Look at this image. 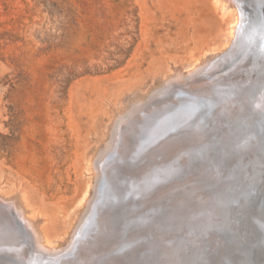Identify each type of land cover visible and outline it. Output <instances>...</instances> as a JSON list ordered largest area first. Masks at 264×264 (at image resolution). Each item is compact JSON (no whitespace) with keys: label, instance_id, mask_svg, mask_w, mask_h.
<instances>
[{"label":"rangeland","instance_id":"374dc122","mask_svg":"<svg viewBox=\"0 0 264 264\" xmlns=\"http://www.w3.org/2000/svg\"><path fill=\"white\" fill-rule=\"evenodd\" d=\"M226 21L212 0H0V193L25 192L68 245L119 117L187 77L194 58L209 63Z\"/></svg>","mask_w":264,"mask_h":264},{"label":"bare ground","instance_id":"6f19581e","mask_svg":"<svg viewBox=\"0 0 264 264\" xmlns=\"http://www.w3.org/2000/svg\"><path fill=\"white\" fill-rule=\"evenodd\" d=\"M212 2L213 5L218 9L220 16L222 18L229 17V22L226 21V23L228 22L225 32L226 34L225 35L223 34L224 38L222 37L223 41L221 42V44L218 45L216 48L212 49V51L209 50L212 52L213 55L210 62L219 55H221L226 49L229 48L230 44L238 34L237 33L238 27L242 19L241 18L242 13L238 1L212 0ZM209 53L207 52V54ZM204 56L202 54L199 57H196L192 60L191 63L193 64L191 65L190 68L186 70L188 71V73L190 72V74L187 77L183 74L177 73L178 74L177 80L171 82L169 81L166 84V86L164 85L163 87L166 88L168 85L170 86L174 82L183 83V81L188 77L195 76L199 74L200 71H203L205 69L204 67L208 64L205 63L206 61L203 62V64L201 63V59ZM254 69L258 70L255 67ZM173 76L174 75H172V77ZM169 77L170 76L168 77L166 76V78ZM226 80H227L226 78H221L220 80H218V82L221 83ZM243 82L231 83V85L235 87L236 85L239 86V84H242ZM248 82L249 81H246V84ZM253 82H255V80ZM162 83L160 85H162ZM254 86H257L256 94L254 95V97L256 96L255 97L256 99L264 103V83L255 84ZM221 89L224 88H222L220 85H216L211 87L210 90H212L213 93L215 91L218 92ZM160 92L161 91L158 90V94ZM200 92L203 95L207 93L204 90H201ZM161 94L162 93H160L159 95ZM159 95H156L153 98L154 99L153 101L151 100V97H153V95H151L147 100H145L144 98L145 101L143 100L141 101L139 99L141 102L139 103L136 102V104L130 110H128L124 116L121 115L124 113L120 114L122 117L121 118L119 117L118 119L116 130L114 131L112 136L111 144L107 146L105 149H103V147L101 146V149L103 150L99 154L96 161V166H97L96 168L98 169L99 174L96 179L97 181L95 184V188L94 187L92 188L91 180L89 179L88 187L83 193L80 200V204L77 207L80 209V207H84L87 205V210L83 214V217H81L82 218L81 223L77 227V230L73 234V236H72V232L75 228V224L77 223L75 224L73 223L74 219L72 220L73 222L72 221L69 222L70 224L73 223V225L71 224L72 225L70 228L71 233H69L68 236L70 240L69 239L67 240V243L69 242L68 245L63 246L61 243L62 240L65 239L66 237L65 235L68 234V232L66 231H65L66 233L62 232L63 234L62 236H60V239L58 237L55 238L53 236L54 239L58 240V242H56V240L54 239H51V235H52L51 233L53 232L51 228L52 229L54 228L52 225L53 222L51 223L52 226H50V223L48 224L47 222H45V219L49 217L46 214H44L43 211L42 214L40 210L37 211L34 208V206L36 205L33 206L30 197L28 198L27 195H25V192H22L21 194L14 193L12 197L13 200L11 201L5 198L7 193L6 194L0 193V264H24L23 262H20L22 261V259L26 260L28 263L33 262L40 264L59 263L57 261L60 262L66 261L64 262V264L66 263L67 264L69 263L71 264H151L152 262H154V264H159L164 260L166 261L168 257H174L173 259H180L181 257L184 256V254L174 255V251H169L174 247L171 248L166 246L165 244L174 241V238L179 236H180L179 238L180 240L186 241V239L188 238L187 235H189L191 231H194L195 227L193 228L192 224H184L181 227H178L177 224H181V223L183 224V222H185L188 219L190 221V218H188V216H185V218L181 220V218L176 217L177 215V212L175 211V209L177 208L176 205L164 207L163 203H165L169 197L176 196L179 193L191 192L192 189H194V186L196 185H198V189L203 190L206 186L203 184L204 182H206L207 180L218 178V171L216 169L217 166L219 167L220 162H222L223 159L217 157L216 155L212 156V153L214 152V150L212 151V149L215 148L214 144L218 143L216 138L214 139V141H212L213 139H209L208 141H206L204 143L205 145L204 148H201L200 151L196 150V147H190V145L196 141L195 140L197 139L196 136L197 135L199 136L201 134V131H204L203 134L205 135L207 134V137L211 136L214 138V135L219 136L220 133L224 131L226 132L230 128L229 125H231V122L230 124L224 121L221 123V120L218 118L214 125H213L214 123L213 121L205 122L202 125L201 129H198V127H200V125H198L200 120L199 118L200 115L198 116V120L195 122V125L196 124L197 125L192 126L191 128L189 126L190 124L193 125L194 122L191 123L192 121H190V123L189 122L186 123L184 126H183V122L181 123L179 121L162 122L160 125H157L152 132V143L146 142L145 144V146L149 145L147 149L151 147L152 148L149 149V152L146 151L144 152V147H140L141 146L140 142H137V140L136 141L131 140L132 134H130L129 131L130 129H132L133 126H135L134 124L137 123V126L141 125V121L147 119L151 111L153 110L157 111L159 108H161V106L163 105L161 103L164 100L162 98H159ZM245 97H248V99L245 101L247 106L245 108H242L241 106L237 105L235 109L237 110L242 109V110L238 112L237 110L233 111L234 116L236 119L247 118V121L244 122L246 126L247 124L251 125L253 123H257V126H250V129L247 132L250 134L253 132V130H256L257 134H261V132H259L260 130L258 127L262 125L264 122V109H259L254 107L253 105H248L250 104L252 99H250V95H245ZM150 100L151 103L149 104ZM173 101L174 103L181 102L178 100H173ZM204 104L206 105L207 103ZM129 106L127 107L128 109L130 108ZM190 108L185 109L181 115V117H183V120L186 122L197 118L196 115H193V112L191 111L197 107L193 105ZM200 108H205V107L200 106ZM202 111L206 113L208 110L206 112L205 109ZM220 115L221 114H217L216 117L218 116L220 118L224 117ZM211 124H212V128L214 127V130H212V128L209 127V125ZM181 129H183L182 132L178 134V131ZM174 130L175 132H173ZM198 130H200V132ZM241 136H242L241 134L240 135L235 134L233 137L232 136L228 137L229 141H235L232 142L234 143L232 147H235L236 149L241 147L240 142L243 140L242 139L243 136L242 137ZM117 137L120 138V140H118ZM115 139H117L122 146L120 147L117 146L119 142L115 141ZM198 139L200 138L198 137ZM249 139L250 138H248V140ZM138 140H140V138H138ZM132 141H134V143H132V148H130L127 145H129ZM244 142H246V144L244 145L246 152L249 151L254 152L253 150L257 148V144L254 145L252 141L247 142L246 140H244ZM109 147H110L109 151L112 149L111 150L112 152L109 155H105L106 153L105 151ZM104 155L106 157H104ZM151 157H152V162L156 161L155 164L152 165V168L143 171V173L139 175V173L141 172L139 171L141 167L140 166L141 161L149 162ZM236 157L237 156H235V159ZM181 158L183 159L182 162L180 163L179 160ZM117 159L122 162L120 163L121 170L118 171L117 169L116 177H115L116 180L115 182L114 180L112 182V180L106 178L105 173H108L109 169L113 165L119 163ZM146 166L147 165L144 164L142 167L145 168ZM91 170H92V165H91V160H89L90 176L93 171ZM101 177L104 178L106 181L101 183ZM134 177L139 178V180L133 181ZM124 179L130 180L127 184H129V188L132 196V198L129 199L128 201V202H132L128 204L131 207L128 208L127 211L121 212L119 216L114 217L112 216L113 209L115 207L117 208L118 205L117 204L108 205L107 201L105 202V200L104 201L97 200L98 201L96 202L98 205V207L96 206L98 208V211L96 212L97 226L91 227L88 230V232L85 233L86 236L85 239L84 234L81 232L83 230L82 227L83 225H85L84 223H88L90 225L91 221H93L91 215L95 213V210H93V204L95 200L101 197L103 198L104 197L103 195H105V193L108 191L110 192L113 189L117 191L123 188L122 185L124 184L125 181ZM167 183L168 185L166 186V188L169 189V191L161 195V193L159 192L165 190L164 186ZM107 184H109L110 186L106 189ZM148 188H152L151 199L149 201H147V199L145 200L140 199L139 201V198L141 197V192ZM91 189L94 190V195L91 200H88ZM99 192H101L100 195H98ZM102 192H104V194H102ZM124 193H127L126 190L124 191ZM97 196L99 197L97 198ZM186 197L187 196L182 197L181 199L178 200H174V202L175 203L180 202L181 200L186 199ZM79 209L78 211H80ZM130 211H133L135 213L134 215L127 217V214ZM157 214L160 215L162 214V215L157 218L156 216ZM146 215H148L149 218H146ZM49 220L51 222V219ZM147 220H151L150 221V223H152L151 227H148L150 224H148V222L146 223ZM174 220H179V221H174ZM203 220L205 221V219L203 218L201 219V223H200V225L202 226H198V228L201 229L203 228L204 225ZM39 221H41L40 224ZM253 221H256V219L253 218ZM257 223H258L257 229H259V231L263 230L264 229L263 221L259 220V222ZM68 225L67 228L69 229L70 225L69 226ZM135 228H137L138 231L132 232V230H134ZM56 229L55 228L53 229L54 233L58 231V229L57 231ZM201 229L199 230V232L202 231ZM64 230H66V228H64ZM125 232H132V233L125 235ZM196 232L190 234L191 237L194 236L197 238L195 239V241L191 242V245L194 244L203 245L202 242L200 241L203 237H201ZM151 235L152 238H157L156 235H158L159 238L162 239L160 241L161 244H160L159 252L156 255V257L152 258V260L150 256L147 257L146 255L147 253L145 254L146 246H149V244L153 243ZM75 236L77 237V239L75 238ZM89 236L90 239L87 238ZM80 239L81 240L85 239V240H83V242L81 243ZM52 240H54V242H52ZM258 240H260V242L263 241L261 238H259ZM79 242L80 245L78 244L79 246L77 247V243ZM182 244L183 243L177 244L178 247L176 248H179L180 245ZM127 246L134 247L135 251H133L132 254H128L125 256L119 255L123 252L122 250L124 251L126 250L123 248H126ZM95 249L97 250L96 252H94ZM189 249L191 251L190 253L195 256V259H199V260L202 259L201 258L202 255L198 252V250H195V248L192 247H190ZM76 250L77 252H75ZM118 250L120 251L119 254L117 253ZM230 251H231L230 246L225 247L223 249V253L226 254L227 252L230 253ZM62 252H64L65 254L62 255L61 254ZM242 252L243 251L239 249L238 253L232 252V254L229 255L234 254L233 259H236L238 254L240 255ZM55 255H57L56 258H51L52 256L55 257ZM72 257H74L75 259H73ZM70 258H72V260H70ZM63 259L65 260L63 261ZM175 263L177 264V262ZM205 264L208 263L205 262Z\"/></svg>","mask_w":264,"mask_h":264},{"label":"water","instance_id":"95a60500","mask_svg":"<svg viewBox=\"0 0 264 264\" xmlns=\"http://www.w3.org/2000/svg\"><path fill=\"white\" fill-rule=\"evenodd\" d=\"M235 1L239 3L242 19L238 27V34L229 48L209 62L204 67L205 69L200 71L199 74L188 77L183 83L174 82L172 85L162 88L160 90V93H162L161 95H159L160 93L153 95L151 100L153 101V98L159 95V98L164 100L161 103L163 105L157 111H151L147 119L141 121V125L138 126L139 128L137 127L131 136V138H134L133 140L140 142V147H144V152H149V149L152 147L147 149L149 145L145 146V144L146 142L152 143V132L156 126L160 125L162 122L179 121L181 123L183 122L184 126L186 123L192 121L191 123H194L193 125L190 124L189 127L191 128L197 125H195V122L198 120L199 115L201 117L199 116L200 120L198 125H200V127H198V129H201L205 122L213 121L214 125L218 118L221 120V123L224 121L230 124L231 122V125H229L230 128L226 132L220 133L219 136L214 135V138L211 136L207 137V134L205 135L203 134L204 131H201V134L196 136V141L190 145V147H196V150L200 151L201 148H204V143L206 141L209 139H213L212 141H214L216 138L218 143L214 144L215 148L212 149V151L214 150L212 156L216 155L223 159L216 169L218 171V178L204 182L203 184L206 186L203 190L198 189V185H196L191 192L179 193L176 196L169 197L166 202L163 203L164 207L176 205V217L181 218V220H183L185 216L190 218V221L188 219L183 222V224H177V226L181 227L184 224H192L193 228L195 227L194 231H198L196 233L203 237L200 240L203 245H191V242L197 239L194 236H192L193 238L190 236V234L195 233L194 231H191V233L187 235L188 238L186 241L180 240L179 235V237L174 236V241L165 245L171 248L174 247L169 250L174 251V255L184 254V256L180 259L168 257L166 259L167 262L164 260L159 264H176L175 262H177V264H205V262L208 264H264V229L260 231L257 229V222H259V220L263 221L264 224V122L258 127L261 134H257L256 130H253V132L249 134L247 131H249L250 126H257V123L251 125L247 124L246 126L244 122L247 121V118L236 119L233 113V111L237 110L235 109L237 105L242 108L247 106L245 101L248 97H245V95H250V99H252L248 105L264 109V103L256 99V96L254 97L257 90V86L254 85L264 83V0ZM254 67L258 70L254 69ZM221 78H226L227 80L219 83L218 80ZM254 80L255 82H253ZM246 81L249 82L246 84ZM238 82L243 83L235 87L231 85V83ZM216 85H220L224 89L212 93L210 89ZM201 90L207 93L203 95L200 92ZM173 100L181 102L174 103ZM204 103H207V106ZM193 105L197 108L191 111L197 118H195L196 120L194 119L195 121L189 120L186 122L181 115L185 109H189ZM200 106L205 108H200ZM204 109L205 112L208 111L204 113L202 111ZM241 110H237V112ZM217 114H221L220 116L224 117H216ZM209 127L212 128V124L209 125ZM182 130L183 129L179 130L178 134L182 132ZM212 130H214V127ZM198 131L200 132V130ZM173 132H175V130ZM235 134H241L243 136H241L243 139L240 142L241 147L238 149L232 147L234 144L232 142L235 141L228 140V137H233ZM198 137L200 139H198ZM138 138H140V140H138ZM248 138L250 139L248 140ZM244 140L247 142L252 141L254 145L257 144V148L253 150L254 152L245 151L244 145L246 142H244ZM131 143L134 142L132 141ZM117 146L120 147L122 145L119 142ZM235 156H237L236 159ZM182 159L183 158L179 160L180 163ZM117 161L119 163L113 165L114 167L112 166L110 168L111 170L109 169L108 173H105L106 178L109 180L115 178L117 168L118 171L121 170V161L118 159ZM146 162L147 161H141V167L139 169L141 172L139 175L143 173V171L152 168V165H154L156 161L152 162L151 157L149 162ZM144 164L147 165L145 168L142 167ZM124 180V184L122 185L123 188L117 191L114 189L110 192L108 191L106 192L107 194L105 193V195H103V198L101 197L95 200L94 204L96 205L93 204L95 213L91 215L95 223L97 221L96 212L98 211L97 200H105L108 205L117 204L118 207H115L112 213L114 217L119 216L121 212L127 211V209L131 207L128 204L132 202L128 201L132 196L129 184H127L130 180ZM134 180H139V178L134 177L133 181ZM105 181L106 180L101 177V183ZM167 185L168 183L164 186L165 190H163V188V191L159 192L161 195L169 191V189L166 188ZM107 188L108 184L106 185V189ZM125 190L127 193H124ZM100 193L101 192H99L98 195H100ZM102 194H104V192H102ZM185 196H187L186 199L177 203L174 202V200L181 199ZM98 197L99 196H97V198ZM151 197L152 188H148L141 192L139 201L140 199H147V201H149ZM134 213L133 211L128 212L127 217L134 215ZM161 215L157 214L156 216L158 218ZM201 217L205 219V221L203 220L204 225L202 229L198 228V226H202L200 225L201 219H203ZM146 218H149V216L146 215ZM253 218H255L256 221H253ZM150 221L151 220L146 221V223L148 222V224H150L148 227L152 226ZM200 229L202 231L199 232ZM135 231H138V229L135 228L132 230V232ZM132 232H125V235ZM76 236L75 238L77 239ZM156 236L157 238H152L151 235L153 243L145 248V254L147 253V257L150 256L151 260L158 254L161 244L160 241L162 240L158 235ZM259 238L263 241L260 242V240H258ZM181 243L183 244L180 245L179 248H176L178 247L177 244ZM228 246H230L231 249L230 253H223V249ZM190 247L198 250L202 255L201 260L195 259V256L190 253ZM123 249L126 250L124 251L121 249L123 251L121 254H119V250L117 252L121 256L132 254L133 251H135L132 246H127ZM239 249L243 252L240 255L238 254L236 259H233L234 254H229H232V252L238 253ZM77 250L75 252H77ZM53 256L51 258L57 257V255H55V257ZM64 260L65 259H63V261ZM151 264H154V262Z\"/></svg>","mask_w":264,"mask_h":264}]
</instances>
